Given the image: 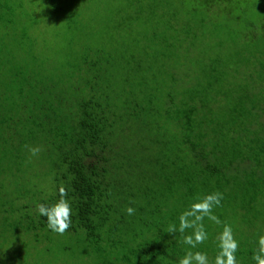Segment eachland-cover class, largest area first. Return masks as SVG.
<instances>
[{
  "label": "trees",
  "instance_id": "obj_1",
  "mask_svg": "<svg viewBox=\"0 0 264 264\" xmlns=\"http://www.w3.org/2000/svg\"><path fill=\"white\" fill-rule=\"evenodd\" d=\"M61 187L73 225L58 235L34 206ZM214 191L222 223L206 218L189 249L169 226ZM225 222L254 264L264 0H0V262L177 264L200 250L214 264Z\"/></svg>",
  "mask_w": 264,
  "mask_h": 264
},
{
  "label": "clouds",
  "instance_id": "obj_2",
  "mask_svg": "<svg viewBox=\"0 0 264 264\" xmlns=\"http://www.w3.org/2000/svg\"><path fill=\"white\" fill-rule=\"evenodd\" d=\"M29 151L36 156L40 149L30 148ZM60 199L53 202L36 204L35 210L39 217L46 218L45 223L52 233L63 235L73 225V208L71 201L66 197L63 187L59 189ZM224 194L214 191L196 196L192 202L182 210L178 216L179 224L169 226L168 233H179L182 243L189 249H197L208 239L209 234L204 221L208 220L215 224H221L220 218L214 213V209L222 206ZM136 209L127 207L128 216L134 215ZM190 230V231H189ZM217 251L214 264H241L239 252L241 241L236 237L233 226L230 223H223V230L217 236ZM256 248L252 253L251 261L254 264H264V235H259L255 241ZM177 264H210L209 254L206 251H186L182 258H177Z\"/></svg>",
  "mask_w": 264,
  "mask_h": 264
},
{
  "label": "rangeland",
  "instance_id": "obj_3",
  "mask_svg": "<svg viewBox=\"0 0 264 264\" xmlns=\"http://www.w3.org/2000/svg\"><path fill=\"white\" fill-rule=\"evenodd\" d=\"M166 82H167V84H166ZM168 84H169L168 81H165V82L163 83V85H164L165 87H166ZM6 262H8V260H6V261H2V262H0V264H4V263H6Z\"/></svg>",
  "mask_w": 264,
  "mask_h": 264
}]
</instances>
